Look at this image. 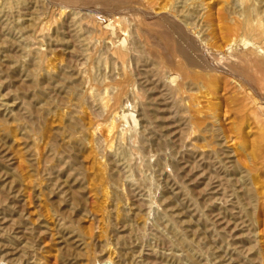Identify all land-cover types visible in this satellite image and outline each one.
Wrapping results in <instances>:
<instances>
[{"label": "rangeland", "instance_id": "obj_1", "mask_svg": "<svg viewBox=\"0 0 264 264\" xmlns=\"http://www.w3.org/2000/svg\"><path fill=\"white\" fill-rule=\"evenodd\" d=\"M142 1L0 0V264H264V0Z\"/></svg>", "mask_w": 264, "mask_h": 264}, {"label": "bare ground", "instance_id": "obj_2", "mask_svg": "<svg viewBox=\"0 0 264 264\" xmlns=\"http://www.w3.org/2000/svg\"><path fill=\"white\" fill-rule=\"evenodd\" d=\"M116 1V0H115ZM134 2H135V0H133ZM142 1V0H141ZM143 2V1H142ZM142 2H140V3H138V4H141ZM149 2V1H148ZM149 5V4H148ZM142 6H143V4H142ZM146 6V5H145ZM146 7H148V6H146ZM145 7V8H146ZM149 8V7H148ZM63 11V10H62ZM60 13H62V12H60ZM63 14H64V12H63ZM115 17V16H114ZM43 28V27H42ZM45 32V31H44ZM40 37V36H39ZM221 47V46H220ZM180 58V57H179ZM170 61V60H169ZM182 62V61H181ZM126 72V71H125ZM154 72V71H153ZM123 73V72H122ZM160 75V74H159ZM155 77V76H154ZM165 77V76H164ZM166 77H167V75H166ZM165 80H166V78H165ZM163 82V81H162ZM119 85V84H118ZM123 85V84H122ZM119 87V86H118ZM168 87V86H167ZM118 89V88H117ZM90 90V89H89ZM88 90V91H89ZM114 90V89H113ZM166 92V91H165ZM164 92V93H165ZM161 94V93H160ZM165 95V94H164ZM162 96V97H161ZM160 96V99H163V95H161ZM168 96H169V94H168ZM91 99H93V98H91ZM111 99V98H110ZM98 102V101H97ZM166 102V101H165ZM93 103V102H92ZM109 104V103H108ZM164 104V103H163ZM112 105V104H111ZM165 105V104H164ZM99 106V105H98ZM103 107H104V110L106 109L105 107L107 106V103H103V105H102ZM123 107V106H122ZM102 109V108H101ZM106 111V110H105ZM105 111H104V113H105ZM99 114V113H98ZM103 114V113H102ZM118 113H116V112H114L113 110L110 112V122H109V125H107V136H111V134H113V131H114V128H115V123L117 122L116 120H118L117 119V115ZM174 115V114H173ZM103 116V115H102ZM175 116V115H174ZM119 118V117H118ZM100 124V123H99ZM102 126V125H101ZM119 126H121V125H119ZM177 128H179V127H177ZM102 132V131H101ZM116 132V131H115ZM122 132V131H121ZM110 138V137H109ZM99 141V140H98ZM101 141V140H100ZM100 143V142H99ZM102 145V144H101ZM108 150V149H107ZM262 193V192H261Z\"/></svg>", "mask_w": 264, "mask_h": 264}]
</instances>
